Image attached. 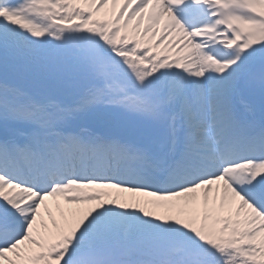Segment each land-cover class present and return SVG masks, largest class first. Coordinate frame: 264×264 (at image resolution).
<instances>
[{
    "label": "snow or ice",
    "instance_id": "obj_1",
    "mask_svg": "<svg viewBox=\"0 0 264 264\" xmlns=\"http://www.w3.org/2000/svg\"><path fill=\"white\" fill-rule=\"evenodd\" d=\"M0 264H264V0H0Z\"/></svg>",
    "mask_w": 264,
    "mask_h": 264
},
{
    "label": "bare ground",
    "instance_id": "obj_2",
    "mask_svg": "<svg viewBox=\"0 0 264 264\" xmlns=\"http://www.w3.org/2000/svg\"><path fill=\"white\" fill-rule=\"evenodd\" d=\"M98 18H103V14H101V17ZM124 196H126L130 201H145V200H149L151 198L148 197H142V196H133L132 194H122ZM53 205V211L55 212V208H54V204L55 201L50 202ZM150 210H155V211H162V209H150Z\"/></svg>",
    "mask_w": 264,
    "mask_h": 264
}]
</instances>
